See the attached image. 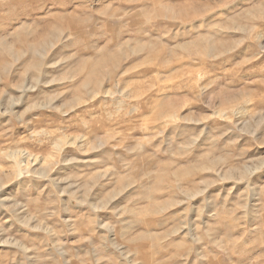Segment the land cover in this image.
Listing matches in <instances>:
<instances>
[{"label": "rangeland", "instance_id": "rangeland-1", "mask_svg": "<svg viewBox=\"0 0 264 264\" xmlns=\"http://www.w3.org/2000/svg\"><path fill=\"white\" fill-rule=\"evenodd\" d=\"M0 264H264V0H0Z\"/></svg>", "mask_w": 264, "mask_h": 264}]
</instances>
